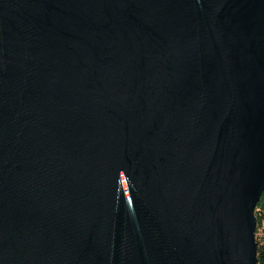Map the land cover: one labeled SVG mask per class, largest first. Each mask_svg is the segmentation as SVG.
Listing matches in <instances>:
<instances>
[{"label":"water","instance_id":"95a60500","mask_svg":"<svg viewBox=\"0 0 264 264\" xmlns=\"http://www.w3.org/2000/svg\"><path fill=\"white\" fill-rule=\"evenodd\" d=\"M264 0H0V264H257Z\"/></svg>","mask_w":264,"mask_h":264},{"label":"trees","instance_id":"16d2710c","mask_svg":"<svg viewBox=\"0 0 264 264\" xmlns=\"http://www.w3.org/2000/svg\"><path fill=\"white\" fill-rule=\"evenodd\" d=\"M261 229V236L255 239L257 251V264H264V190L261 192L255 208V229Z\"/></svg>","mask_w":264,"mask_h":264},{"label":"rangeland","instance_id":"374dc122","mask_svg":"<svg viewBox=\"0 0 264 264\" xmlns=\"http://www.w3.org/2000/svg\"><path fill=\"white\" fill-rule=\"evenodd\" d=\"M255 239H258L261 236V229H258L257 232H254Z\"/></svg>","mask_w":264,"mask_h":264}]
</instances>
